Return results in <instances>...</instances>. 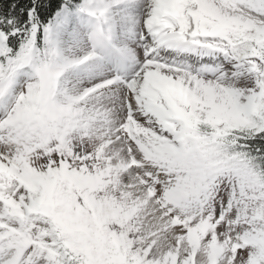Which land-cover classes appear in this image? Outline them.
Returning a JSON list of instances; mask_svg holds the SVG:
<instances>
[{"label": "snow or ice", "instance_id": "1", "mask_svg": "<svg viewBox=\"0 0 264 264\" xmlns=\"http://www.w3.org/2000/svg\"><path fill=\"white\" fill-rule=\"evenodd\" d=\"M0 264H264V0H0Z\"/></svg>", "mask_w": 264, "mask_h": 264}]
</instances>
